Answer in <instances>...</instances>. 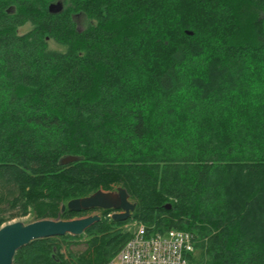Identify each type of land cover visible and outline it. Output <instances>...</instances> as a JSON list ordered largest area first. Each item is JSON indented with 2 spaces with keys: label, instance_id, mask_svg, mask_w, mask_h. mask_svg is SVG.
<instances>
[{
  "label": "trees",
  "instance_id": "trees-1",
  "mask_svg": "<svg viewBox=\"0 0 264 264\" xmlns=\"http://www.w3.org/2000/svg\"><path fill=\"white\" fill-rule=\"evenodd\" d=\"M115 186L128 221L13 264H108L135 222L191 233L188 264H264V0H0V228Z\"/></svg>",
  "mask_w": 264,
  "mask_h": 264
},
{
  "label": "water",
  "instance_id": "water-1",
  "mask_svg": "<svg viewBox=\"0 0 264 264\" xmlns=\"http://www.w3.org/2000/svg\"><path fill=\"white\" fill-rule=\"evenodd\" d=\"M62 10L63 5L60 3L50 6L52 14H57ZM78 160L77 157H67L61 163L69 165ZM136 206L130 201L127 190L120 188L118 197L100 190L89 197L70 201L62 207V212L67 209L75 213L113 211L112 220L126 222L132 217ZM167 209H171V205H168ZM101 220L99 215H92L71 221L41 220L29 224L22 222L6 224L0 228V264H13L17 252L35 241L67 236L78 238Z\"/></svg>",
  "mask_w": 264,
  "mask_h": 264
},
{
  "label": "built area",
  "instance_id": "built-area-1",
  "mask_svg": "<svg viewBox=\"0 0 264 264\" xmlns=\"http://www.w3.org/2000/svg\"><path fill=\"white\" fill-rule=\"evenodd\" d=\"M194 250L191 233L170 231L154 235L141 224L117 258L121 264H188V256ZM108 264H114V259Z\"/></svg>",
  "mask_w": 264,
  "mask_h": 264
},
{
  "label": "rangeland",
  "instance_id": "rangeland-1",
  "mask_svg": "<svg viewBox=\"0 0 264 264\" xmlns=\"http://www.w3.org/2000/svg\"><path fill=\"white\" fill-rule=\"evenodd\" d=\"M30 30V28L29 27H25V28H23L22 30H21V33H25V32H27V31H29ZM51 47L52 48H54V49H56V47L52 44L51 45ZM61 48H63V47H61ZM65 49V48H64ZM121 187L120 186H115L114 188H113V190L112 191H109L114 197H118V189H120ZM131 201V200H130ZM132 202V201H131ZM133 203V202H132ZM92 215H99L100 217H102V212L99 210V211H94V212H90V213H88L87 214V216L86 217H88V216H92ZM112 216V214L110 215V217ZM32 220H33V218H32V215H29V216H26V217H23V218H20V219H18V220H15V221H13V222H22V223H24V224H29V223H31L32 222ZM12 222V223H13ZM140 225L141 224H139V223H130L128 226H127V228L128 229H131V231H133V232H135L137 229H138V227H140ZM81 237V236H80ZM58 238H62V237H58ZM62 244H65V243H62ZM70 250H71V252L72 253H74V254H78V253H82V252H84L85 250H86V246L85 245H82V244H79V245H74V246H71V248H70ZM64 253H66V251H64ZM114 264H121L120 263V261H119V259L116 257V258H114Z\"/></svg>",
  "mask_w": 264,
  "mask_h": 264
}]
</instances>
